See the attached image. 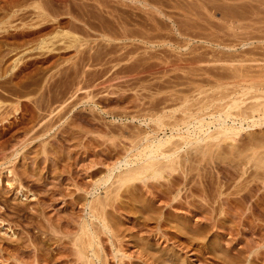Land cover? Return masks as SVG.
Returning a JSON list of instances; mask_svg holds the SVG:
<instances>
[{
  "label": "rangeland",
  "instance_id": "1",
  "mask_svg": "<svg viewBox=\"0 0 264 264\" xmlns=\"http://www.w3.org/2000/svg\"><path fill=\"white\" fill-rule=\"evenodd\" d=\"M263 47L264 0H0V264H264V169L232 162L264 125L223 147L232 165L185 146L186 167L117 191L151 120L199 112Z\"/></svg>",
  "mask_w": 264,
  "mask_h": 264
},
{
  "label": "bare ground",
  "instance_id": "2",
  "mask_svg": "<svg viewBox=\"0 0 264 264\" xmlns=\"http://www.w3.org/2000/svg\"><path fill=\"white\" fill-rule=\"evenodd\" d=\"M190 2V1H189ZM121 3V1H120ZM75 4V3H74ZM262 4V3H261ZM41 5V4H40ZM100 6V5H99ZM238 7V6H237ZM81 8V7H80ZM39 9V8H38ZM151 9V8H150ZM199 10V9H198ZM108 11V10H107ZM113 12V11H112ZM181 12V11H180ZM73 13V12H72ZM121 13V12H120ZM159 14V13H158ZM166 14V13H165ZM235 14V13H233ZM231 14V15H233ZM237 15V14H236ZM244 15V14H243ZM75 16V15H74ZM241 16V15H240ZM84 17V16H83ZM121 17V16H120ZM236 17V16H235ZM44 18V17H43ZM75 18V17H74ZM233 18V17H232ZM231 18V19H232ZM244 18V17H243ZM121 19V18H120ZM127 19V18H126ZM250 21V20H249ZM74 22V21H73ZM124 23V22H123ZM166 24V23H165ZM189 24V23H188ZM107 25V24H106ZM124 29V28H123ZM169 29V28H167ZM203 29V28H202ZM209 29V28H208ZM79 30V29H78ZM190 31V30H189ZM105 34V33H104ZM139 34V33H138ZM227 34V33H226ZM141 36V35H139ZM144 36V35H143ZM118 37V36H117ZM128 37V36H127ZM133 37V36H132ZM261 38V37H260ZM216 39V38H215ZM248 39V38H247ZM156 41V40H154ZM119 45V44H118ZM128 47V46H127ZM126 47V48H127ZM191 48V47H190ZM264 48V47H263ZM167 49V48H166ZM125 51V50H124ZM104 56V55H103ZM106 56V55H105ZM170 56V55H169ZM125 57V56H124ZM211 57V56H210ZM159 59V58H158ZM181 59V58H180ZM226 59V58H225ZM234 61V60H233ZM104 62V61H103ZM197 62V61H196ZM239 62V61H238ZM259 62V61H258ZM141 63V62H140ZM194 63V62H193ZM229 63V62H228ZM227 63V64H228ZM244 63V62H243ZM164 64V63H163ZM236 64V63H235ZM254 64V63H252ZM103 65V64H102ZM234 65V64H233ZM243 65V64H241ZM260 65V64H258ZM264 65V64H263ZM220 66V65H219ZM235 66V65H234ZM237 66V65H236ZM240 66V65H238ZM249 66V65H248ZM246 66V67H248ZM262 66V65H261ZM190 67V66H189ZM229 69V66H227ZM232 67V65H231ZM245 67V66H244ZM241 68V67H234L233 68V73L231 74L230 69H229V74L232 75V77H230L229 75V79L232 78L235 82L232 84H229L228 86H223V88H221L219 86V95L217 93V95H211V97H208V100L200 102L203 104L201 107H199L200 105H198V110L197 113H194V109L193 106H189V102L186 101V103H184L185 107L183 108L184 110H182V106H181V110L182 112H184V116H182V118H176V115L174 113H176L174 110V112L172 113H168V114H163L158 116L156 119H154L155 121L151 120L155 126H157V128H155V135H156V139L154 138L153 140H151V142L148 144L143 145V147H141L142 149L140 151H138L139 153L135 154L136 158L134 157V160H125L124 162V166H129V165H134L133 167H131L129 170L126 171V169L121 172L122 175L119 176V174H121L119 172V174L117 175L119 178L118 180V184L119 187L117 188V191L120 190V188H122L124 185L126 184H130L132 182L135 181H142L145 183L150 179H159L162 178L164 176V174L166 172L168 173H172L175 171H178V165H186L184 164L185 162V158H184V162L182 160V157L185 156V152L184 156L181 154L180 155V151L185 147V146H190L189 150H191L194 156L196 154H198V159L201 158V162L204 161L206 166H210L213 167V165H218L217 162L218 159H220V157L222 158V162L225 164H230L232 165V162H234L233 166L237 168V166L240 168V166H245L246 168L249 164H251L252 166L256 167V169L258 171L264 169V142L259 139V142L262 141V143H257L253 142L252 146L249 143V146L247 147H243L245 149L242 148V146H239V149L242 148V150L240 149H235L238 146H236V144H239L238 142L240 141L239 136L242 134V132L248 130L249 128H255L257 126H262L264 125V66H262V70H258V72L254 73L253 71H251V69H247L245 68ZM258 67V66H257ZM193 68V66H192ZM253 68V67H251ZM255 68V67H254ZM201 69V68H200ZM232 69V68H231ZM259 69V68H258ZM261 69V68H260ZM197 70V69H196ZM203 70V69H202ZM256 70V69H255ZM216 71V70H214ZM227 71V70H226ZM225 71V72H226ZM232 71V70H231ZM193 72V71H192ZM201 72V71H200ZM252 72V73H251ZM195 73V72H194ZM208 73V72H207ZM192 74V73H191ZM180 76V75H179ZM225 75V77H227ZM201 78V77H200ZM222 77H220L219 79H221ZM223 79V78H222ZM227 79V78H226ZM225 79V80H226ZM228 79V80H229ZM205 80V79H204ZM231 80V79H230ZM222 81V80H221ZM199 82V81H198ZM208 82V81H207ZM212 82V81H211ZM214 82V81H213ZM175 84V83H174ZM232 85V86H231ZM136 86V85H135ZM149 86V85H148ZM197 86V85H196ZM232 87V89H230V87ZM211 88V87H209ZM208 88V89H209ZM220 88L223 89L220 92ZM173 89V88H172ZM215 88H213L214 90ZM203 90V89H202ZM211 90V89H210ZM225 90H228L227 93ZM230 90V91H229ZM205 91V90H204ZM216 91V90H215ZM214 91V92H215ZM225 91V92H224ZM211 92V91H210ZM213 92V93H214ZM212 93V94H213ZM156 94V93H155ZM168 95V94H167ZM173 95V94H172ZM185 95V94H184ZM195 95V94H194ZM205 95V94H204ZM202 95V96H204ZM209 95V94H208ZM152 96V95H151ZM165 96V95H164ZM179 96V95H178ZM190 96V95H189ZM199 96H201L199 94ZM171 97V96H170ZM177 97V96H176ZM175 97V98H176ZM182 97V96H180ZM166 98V97H165ZM168 98V97H167ZM172 98V97H171ZM189 98V97H188ZM197 98V97H196ZM185 99V97H184ZM225 99H229L226 100V103L222 100ZM181 100V99H180ZM179 100V101H180ZM199 100V99H198ZM203 100V97H202ZM205 100V99H204ZM251 102H250V101ZM182 101V100H181ZM185 101V100H184ZM201 101V100H200ZM218 102L219 104L221 103V105L216 106V109H214L213 106H215L214 102ZM247 101H249L250 103L248 104ZM198 103V101H196ZM222 102H224V104H222ZM166 103V102H165ZM180 103V102H179ZM157 104V103H156ZM187 104H189L187 106ZM247 104V105H246ZM166 105V104H165ZM194 105V104H193ZM157 107V106H156ZM165 107V106H164ZM179 107V106H178ZM191 107V109L189 108ZM162 108V107H161ZM167 108V107H165ZM175 109V107H173ZM172 108V109H173ZM195 108V107H194ZM157 109V108H156ZM164 109V108H163ZM193 109V110H192ZM196 109V108H195ZM213 109V110H212ZM159 110V109H158ZM205 110V111H204ZM172 111V110H171ZM195 111V112H196ZM125 112V111H124ZM147 112V111H145ZM155 112V111H154ZM133 113V112H132ZM160 113V112H159ZM181 113V112H180ZM201 113V115H200ZM121 114V113H120ZM155 113H153L152 115H154ZM182 114V115H183ZM146 115V113H145ZM158 115V114H157ZM147 116V115H146ZM151 116V113H150ZM156 116V114H155ZM145 117V116H144ZM149 117V116H148ZM209 117V118H208ZM152 118V117H151ZM149 122V121H148ZM148 124V123H147ZM215 127V131H211L212 127ZM166 128H170L171 131V135H167L166 137H162L159 138V136H157L158 132L164 131ZM166 133V132H165ZM249 133V132H248ZM160 135V134H158ZM252 135V134H250ZM242 136V135H241ZM176 137H178L176 141ZM255 137L254 135L251 136V139ZM129 138V136H128ZM175 139V140H174ZM239 139V141H238ZM256 138H254L255 140ZM257 140V139H256ZM150 141V140H149ZM230 141H232V143L229 144L228 149L227 147H225L223 144H227ZM238 141V142H237ZM203 142V143H202ZM228 142V143H227ZM241 142V141H240ZM138 143V142H137ZM248 143V141H247ZM256 143V144H254ZM242 144V143H241ZM230 150V156H228L229 158L232 157V153H235V150L237 151V153H239L238 155V159L236 158L233 159V161H227V159H225V155L229 154L226 152V150L229 151ZM236 146V147H235ZM226 148V150H223L224 148ZM187 148V147H186ZM235 149V150H234ZM222 150L225 151V155L222 153ZM190 151V152H191ZM182 152V151H181ZM246 152H250V153H246ZM188 156H190L191 154L187 151L186 152ZM190 155H189V154ZM192 154V155H193ZM201 155V156H200ZM232 155V156H231ZM237 155V154H236ZM240 156V157H239ZM197 157V156H196ZM236 157V156H235ZM234 157V158H235ZM190 158V157H189ZM191 158L193 159V161L197 160V158H193V156H191ZM190 158V160H191ZM188 159V162L190 161ZM226 160V161H225ZM237 161L235 163V161ZM196 161V163H197ZM219 161V160H218ZM221 161V160H220ZM191 162V161H190ZM221 162V163H222ZM121 164V163H120ZM195 164V162H194ZM198 164V163H197ZM203 164V163H202ZM126 165V166H125ZM224 165V164H223ZM179 166L182 167V169L186 166ZM232 166V167H233ZM121 167V166H120ZM204 167V165L202 166V168ZM251 167V166H250ZM249 167V168H250ZM119 168V167H118ZM128 169V167H126ZM178 168V169H177ZM198 168V165L197 167ZM205 168V167H204ZM231 168V167H230ZM189 169V168H188ZM195 169V168H194ZM243 169V168H242ZM260 169V170H259ZM205 170V169H204ZM203 170V171H204ZM210 170V169H209ZM180 171V170H179ZM191 171V170H190ZM227 171V170H226ZM235 171V169H234ZM240 171V170H239ZM243 171V170H242ZM245 171V170H244ZM263 171V170H262ZM125 172V173H124ZM186 172V171H185ZM205 172V171H204ZM208 172V171H206ZM256 172V170H255ZM124 173V174H123ZM193 173V172H192ZM212 173V172H211ZM257 173V172H256ZM255 173V174H256ZM180 174V173H179ZM214 174V173H213ZM221 174V173H220ZM184 175V174H183ZM203 175V174H202ZM258 175H260L258 173ZM257 175V176H258ZM263 175V174H262ZM261 175V176H262ZM172 176V175H171ZM226 176V175H225ZM228 176V175H227ZM254 176V175H253ZM111 176H109L107 179H109L108 181L111 180ZM166 177V176H164ZM169 177V176H168ZM175 177V176H174ZM223 177V176H222ZM184 178V177H183ZM242 178V176H241ZM245 178V177H244ZM252 178V177H251ZM260 178V176H259ZM106 179V178H104ZM106 179V180H107ZM176 179V178H175ZM174 179V181H175ZM216 179V178H215ZM161 180V179H160ZM108 181H104L108 183ZM173 181V182H174ZM200 181V180H199ZM115 182V181H114ZM151 182V181H150ZM179 182V181H178ZM112 183V182H111ZM116 183V182H115ZM143 183V184H144ZM161 183V182H160ZM175 183H177L175 181ZM260 183V182H259ZM262 183V182H261ZM106 184V183H105ZM142 184V186H143ZM152 184V183H151ZM154 184V181H153ZM152 184V185H153ZM187 184V182H186ZM189 184V183H188ZM254 184V183H253ZM258 184V183H257ZM158 185V184H157ZM175 185V184H174ZM261 185V184H260ZM150 186V185H149ZM149 186L147 188V190H149ZM162 186V185H161ZM247 187V186H246ZM251 187V186H250ZM144 187H142L141 189H143ZM151 188V187H150ZM156 188V187H155ZM211 188V187H210ZM172 189V188H171ZM146 190V189H145ZM241 190V189H240ZM116 191V192H117ZM161 191V190H160ZM151 192V191H150ZM118 193V192H117ZM117 193H115L116 195H118ZM169 193V192H168ZM171 193V192H170ZM166 194V193H164ZM173 194V193H172ZM255 194V193H254ZM158 195V194H157ZM162 195V194H161ZM179 195V194H178ZM188 195V194H187ZM245 195V194H244ZM163 196V195H162ZM176 196V195H175ZM242 196V195H241ZM116 197V196H115ZM154 197V196H153ZM161 197V196H160ZM174 197V196H173ZM170 198V197H169ZM164 199V198H163ZM242 199V198H241ZM244 199V198H243ZM172 200V199H171ZM236 200V199H235ZM245 200V199H244ZM98 201V200H97ZM107 201V200H105ZM163 201V200H162ZM234 201V200H233ZM260 200L258 199V202ZM165 202V201H164ZM237 202V201H236ZM100 205H105L107 206L106 202L104 204V201H100L99 203ZM233 204V203H232ZM255 204V203H253ZM261 204V202H260ZM241 205V204H240ZM259 205V203H258ZM96 206H94L93 208L96 210L95 212L92 210L91 212L96 213L97 209L95 208ZM253 207V206H252ZM259 207V206H258ZM241 208V207H240ZM254 208V207H253ZM257 208V205H256ZM103 209V207L101 208ZM100 209V212H101ZM93 213V214H94ZM101 214V213H100ZM238 214V213H237ZM95 215V214H94ZM99 216V214H97ZM103 216V213H102ZM101 216V217H102ZM249 217V216H248ZM253 217V216H252ZM255 217V216H254ZM103 218V217H102ZM249 219V218H248ZM106 220V219H105ZM102 219V222L105 221ZM86 223V222H85ZM91 223V222H90ZM105 224V228L109 229L110 224H108L107 226V222H104ZM88 223L85 224V226L82 228L83 230H81V232L83 231V234L79 237H77L78 241H75V244L77 247L79 245V253L81 256H83L84 258H87L88 256V260L90 261V259L92 257H90L89 259V255H87L85 257V252L86 251H90V250H94L91 254L94 256L96 255V250L94 246H97L95 243L96 241V234L92 231L89 230V226L87 225ZM93 226V225H92ZM111 229V228H110ZM112 230V229H111ZM96 232V231H95ZM112 232V231H111ZM88 235V236H86ZM85 236L90 238L88 241H86L87 239H85ZM85 239V240H84ZM89 248V249H88ZM98 258V256H97ZM94 260V259H93ZM92 262V260L90 261ZM94 264V263H93Z\"/></svg>",
  "mask_w": 264,
  "mask_h": 264
}]
</instances>
